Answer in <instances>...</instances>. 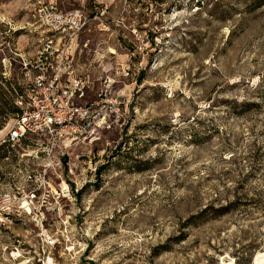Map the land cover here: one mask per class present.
<instances>
[{
    "label": "rangeland",
    "instance_id": "1",
    "mask_svg": "<svg viewBox=\"0 0 264 264\" xmlns=\"http://www.w3.org/2000/svg\"><path fill=\"white\" fill-rule=\"evenodd\" d=\"M45 45L87 113L50 155L0 144V264H253L264 0H0V140Z\"/></svg>",
    "mask_w": 264,
    "mask_h": 264
},
{
    "label": "built area",
    "instance_id": "2",
    "mask_svg": "<svg viewBox=\"0 0 264 264\" xmlns=\"http://www.w3.org/2000/svg\"><path fill=\"white\" fill-rule=\"evenodd\" d=\"M52 20L54 28L61 26L60 15L55 13ZM51 53L45 45L38 49L35 57L20 58L21 67L30 74H27L23 92L16 96L18 109L6 125L0 142L14 144L31 140L35 148L42 147V151L50 155L56 142H62L70 134L75 120L84 119L87 108L77 106L74 101L83 97L85 81L70 77L72 69L62 55L52 63Z\"/></svg>",
    "mask_w": 264,
    "mask_h": 264
},
{
    "label": "bare ground",
    "instance_id": "3",
    "mask_svg": "<svg viewBox=\"0 0 264 264\" xmlns=\"http://www.w3.org/2000/svg\"><path fill=\"white\" fill-rule=\"evenodd\" d=\"M23 207L26 208V207H27V204L24 203V204H23ZM26 209L29 211L28 208H26ZM220 264H234V263H233L232 260H229L228 262H224V261L221 259ZM253 264H264V253H263V254H261V253L257 254L256 257L254 258Z\"/></svg>",
    "mask_w": 264,
    "mask_h": 264
},
{
    "label": "trees",
    "instance_id": "4",
    "mask_svg": "<svg viewBox=\"0 0 264 264\" xmlns=\"http://www.w3.org/2000/svg\"><path fill=\"white\" fill-rule=\"evenodd\" d=\"M243 105H250V104H248V103H242ZM15 111H17V108L15 107ZM5 142H1L0 144H2V145H5L4 144ZM7 144V143H6ZM8 145V144H7Z\"/></svg>",
    "mask_w": 264,
    "mask_h": 264
}]
</instances>
